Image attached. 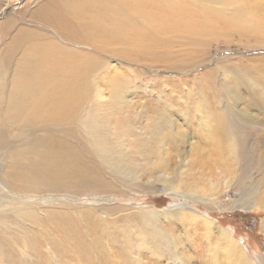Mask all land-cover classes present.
Instances as JSON below:
<instances>
[{"label":"rangeland","instance_id":"374dc122","mask_svg":"<svg viewBox=\"0 0 264 264\" xmlns=\"http://www.w3.org/2000/svg\"><path fill=\"white\" fill-rule=\"evenodd\" d=\"M51 1L0 0L1 95L11 90L30 44H73L51 23ZM250 19L264 23L256 13ZM223 31L200 37L195 46L185 44L191 35L179 30L164 40L171 46L165 57L147 55L133 63L102 55L98 65H89L94 72L84 109L97 108L94 136L104 144L85 148L89 157L82 158L98 162L111 187L22 197L29 207H41L30 212L35 223L22 224L10 207H0L2 249L30 236L40 256L16 245L20 264H32V256L44 264H81L74 254L85 249L93 264H229L217 244L224 231L251 264H264V30ZM17 44L21 49L13 51ZM115 74L124 81V95L118 107L98 108L97 99H111L107 80ZM243 141L249 148L246 170L234 158ZM0 183L3 202L19 201L10 181ZM57 242L70 251L68 260L56 254Z\"/></svg>","mask_w":264,"mask_h":264},{"label":"bare ground","instance_id":"6f19581e","mask_svg":"<svg viewBox=\"0 0 264 264\" xmlns=\"http://www.w3.org/2000/svg\"><path fill=\"white\" fill-rule=\"evenodd\" d=\"M249 1L54 0L51 23L57 25L61 36L73 44H46L40 48L30 44L19 58L11 90L0 94V179L10 181L17 188L15 195L19 198L12 204L4 201L5 204L0 197V207H10L7 211L22 224L24 221L35 223V216L30 212L40 206L29 207L22 197L61 194L81 186L82 191L111 187L103 181L105 174L100 164L89 163L82 158L83 154L87 155L85 148L90 151L94 145L98 148L104 144L94 136L97 130L95 122L99 119V114L95 113L97 108L84 109L89 104L94 72L89 65H98L102 55L126 62L133 60V63H140L135 61L136 58L147 55L164 54L165 57L170 54L171 46L165 45L164 40L179 30L188 31L192 40L185 44L195 46L199 45L200 37L225 32L223 30L228 27H235L247 35H258L264 30V23L250 17L252 13L260 15L261 19L264 17V0L258 6L250 5ZM87 48L92 55L84 52ZM107 83L110 86V103L105 104L106 98L101 97L97 99L100 100L98 108L101 105L118 107L124 95V81L119 80L116 74ZM103 119L108 121L110 118L106 116ZM120 123L117 120V125ZM214 132L217 133L216 130ZM105 148L106 144L102 151H107ZM230 148L237 150L235 146ZM248 149L247 142H239V150L234 157L237 162L241 160L245 170L249 168ZM218 151L221 155L227 152L226 149ZM2 186L1 190L4 189ZM259 204L264 209V198ZM57 207L66 208L64 205ZM62 217H66L65 214ZM209 222L206 220L204 227L211 231ZM26 239L25 242L15 240L10 243V251L0 246V264H20L23 261L21 254L13 250L16 245L39 257L34 242L28 241L30 236ZM217 244L229 264H251L245 250L234 242L229 233L219 231ZM54 246L61 260L69 259L70 251L63 244L57 242ZM91 254L85 249L74 256L81 264H93ZM31 262L44 264L33 256Z\"/></svg>","mask_w":264,"mask_h":264},{"label":"water","instance_id":"95a60500","mask_svg":"<svg viewBox=\"0 0 264 264\" xmlns=\"http://www.w3.org/2000/svg\"><path fill=\"white\" fill-rule=\"evenodd\" d=\"M9 11H10V8L9 9H7L6 11H5V16H7V14L9 13Z\"/></svg>","mask_w":264,"mask_h":264}]
</instances>
